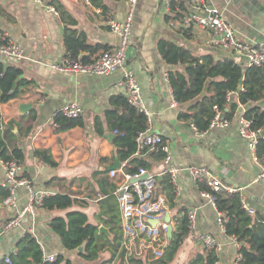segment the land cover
I'll return each mask as SVG.
<instances>
[{"label":"crops","instance_id":"crops-1","mask_svg":"<svg viewBox=\"0 0 264 264\" xmlns=\"http://www.w3.org/2000/svg\"><path fill=\"white\" fill-rule=\"evenodd\" d=\"M57 1L75 21L72 29L85 34L89 44L111 48L119 44V38L109 30L107 22L125 18L128 5L123 0H97L99 6L93 5L92 0ZM50 7L53 6L42 0L41 3L34 0H0L2 41L11 40L24 50L29 60L13 66L22 70L24 78L34 82L19 98L6 104L0 103V137L4 136L6 130L11 131L13 136L6 142L7 149L16 145L23 151L24 174L36 188L45 190L49 195L72 193L76 199L72 210L82 211L91 224L100 227L104 226L100 220L99 203L104 200L100 192L109 190L108 185L101 184V179L108 176L110 183L118 185L120 177L111 179L109 172L117 162L121 167L112 145L114 133L109 129L106 113L118 111L110 105L109 100L118 95L125 97V90L120 85L118 74L64 75L52 69L63 58L64 47L63 25L58 10L54 14L49 11ZM201 7L217 9L242 40L251 44L264 42V0H204V4L198 8ZM195 8L189 0H179L172 13L165 9L163 0H138L135 7L127 67L137 77L145 107L150 114L147 129L149 133L162 138L177 167L208 168L223 185L237 190L241 200L254 213L264 216V182H255L262 165L248 143L238 134L241 105L233 120H228L230 124L227 128L209 127L205 132H198L190 122L178 120L179 112L187 110L191 103L180 105L174 101L167 73L181 71L182 67H171L164 63L157 50L158 41L166 40L184 47L196 57L209 54L243 64L239 57L207 45L205 33L180 29L182 14L193 12ZM0 61L5 66L10 65ZM73 101L81 105L79 119L83 125L55 133L52 125L54 114ZM21 105H30V108L20 111ZM33 110L35 118L31 120ZM96 122L102 129V136L95 131ZM34 150H46L55 166L39 162L33 156ZM142 159L150 165L148 172L160 174L162 160L153 161L147 154ZM162 178H157L156 191ZM3 183L4 169L0 160V187ZM177 184L176 188L171 185L173 207L168 208L173 230L175 219L181 218L183 212L188 216L190 211H194L195 232L211 234L221 244L217 264H236L238 248L224 235L213 207L201 196L199 184H195L185 171L180 172ZM158 194L166 198L168 205L166 193L159 191ZM19 197L20 205L24 206L27 198L24 190L19 191ZM0 205L1 231L10 213ZM65 214L59 211L44 212L37 208L33 217L25 215L18 229L0 235V258L16 252L22 238L30 235L36 239L43 254L54 257L63 255L70 258L73 264H103L109 260V253L105 252L96 262H84L75 252H66L62 248L59 238L49 230L47 224L53 217H63ZM187 241L192 242L196 250ZM194 241V237L188 234L172 264H187L194 251H200L201 247Z\"/></svg>","mask_w":264,"mask_h":264},{"label":"trees","instance_id":"trees-1","mask_svg":"<svg viewBox=\"0 0 264 264\" xmlns=\"http://www.w3.org/2000/svg\"><path fill=\"white\" fill-rule=\"evenodd\" d=\"M46 1L58 10L60 22L63 25L62 41L64 58L77 59L81 63H90L102 52L111 49L101 45L88 43L85 34L77 33L72 26L75 21L67 14L57 0ZM97 0H92L93 5ZM175 4L170 7V13L174 12ZM104 8V6H103ZM170 20L169 17L166 18ZM0 42L2 31L0 30ZM157 50L164 63L171 67H182L181 71H169L167 73L168 84L176 103L183 105L191 103V106L178 114L179 121L190 122L198 132H205L214 118L217 109L225 120H233L239 105L245 106L243 117L250 120L253 130L264 131V66L243 67L232 59H218L213 55L194 56L188 49L178 46L166 40H160ZM99 54V55H98ZM94 57V58H93ZM93 58V59H92ZM20 68L13 65L5 66L0 61V103L6 104L10 100L19 98L25 91L34 85L32 80L22 77ZM15 84V86H13ZM234 93V97L227 100V94ZM109 103L118 111H107L106 120L109 129L114 133L112 145L115 149L125 174H136L139 169L149 170L150 165L142 156L148 155L153 161H161L164 154L161 146L153 150L144 149L140 155H136V139L140 133L147 130V119L127 103L124 95L113 96ZM31 120L35 118L32 111ZM12 124V123H11ZM52 125L55 133H62L83 124L80 119H69L62 112L54 114ZM95 131L98 136L103 132L98 122ZM30 132L28 129L27 133ZM11 131H5L0 137V160H14L20 164L24 162V153L16 145L7 149V140L12 137ZM162 144L165 142L162 140ZM33 156L42 164L55 166L50 154L46 150H34ZM258 162L264 167V138L258 137L255 151ZM119 182V181H118ZM101 184L108 185L106 191H101L104 198L99 203L101 208V224L106 226L113 239L110 241L105 235L98 234V225L91 224L85 213L72 210L76 205V199L72 193H56L43 199L38 209L44 212H66L62 216L53 217L47 224L49 230L55 234L66 252H75L77 257L84 262H96L101 254L108 252L109 260L103 264H172L188 235L187 214L183 212L181 218L174 220V230L171 241L164 249L163 256L154 260L149 258L146 262L134 257H126L121 249L122 232L119 209L114 191L116 184L110 183L108 176L101 179ZM200 191L208 190L205 185H199ZM164 191L168 198V208L173 207V188L169 179L163 176L158 191ZM4 188L0 187V204L6 197ZM215 205L224 215V235L236 239L239 245L236 264H264V216L259 213L250 215L242 208V200L239 193L214 194ZM81 249V251H80ZM43 252L35 238L25 235L19 242L16 252L7 256L9 264H73L71 259L63 255L55 257L54 261L43 262ZM219 254L201 248L195 252L187 264H217ZM0 264H6L1 261Z\"/></svg>","mask_w":264,"mask_h":264},{"label":"built area","instance_id":"built-area-1","mask_svg":"<svg viewBox=\"0 0 264 264\" xmlns=\"http://www.w3.org/2000/svg\"><path fill=\"white\" fill-rule=\"evenodd\" d=\"M41 3V0H34ZM128 5L125 18L121 21L109 20L107 25L109 30L117 35L119 44L107 51L102 52L90 63H81L80 57L77 59L62 58L58 63L52 66V69L60 74L72 75H89V76H107L118 74L120 76V85L125 90L127 103L139 113H142L147 122H150V114L147 111L142 90L134 72L127 67V50L129 47L130 37L133 26V13L138 0H123ZM196 8L193 12L183 13L180 20V29L184 32L198 30L207 35V45L216 47L234 56L239 57L243 62V67L264 66V42L251 44L242 40L226 22L223 15L217 9L198 8L204 4V0H189ZM179 0H163V5L167 11H170L172 4L178 5ZM198 8V9H197ZM202 9V11H199ZM49 11L56 14L53 7ZM203 12V13H202ZM0 60L10 64L17 65L20 62L29 60L24 50L11 40L0 42ZM234 93L227 94V100ZM242 115L238 120V134L244 139L252 152L255 153L258 137L264 131L253 130L251 121L243 117L245 106L241 105ZM216 114L209 127L227 128L230 124L225 120L222 113L214 109ZM62 114L69 119H79L82 114L80 103L73 101L68 103L60 110ZM191 127L196 128L191 124ZM136 155L144 149L153 150L157 146L164 154L162 159V170L159 175H154L143 168L139 169L136 174L130 175L122 172L123 163L119 170L109 172L111 179L120 177L118 185L114 191L116 197L120 221L122 242L121 249L126 257H134L137 260L146 262L149 258L157 260L163 256L168 241L165 236L167 225L161 220L168 212L166 198L156 194L157 178L166 176L173 187H177L178 177L181 171L187 172L188 177L199 185H205L208 190L201 191L202 198L209 201L216 214V221L224 232L223 223L224 215L219 212L215 205L214 194L219 193H237V190L226 187L222 182L206 167L189 166L184 169L177 167L170 155L168 147L162 144V138L148 132V129L140 133L136 139ZM4 169V183L2 188L7 195L3 199L2 206L8 210L10 217L1 227L0 235L7 234L18 229L25 215L34 216L35 210L41 207L43 199L49 194L36 188L24 174L22 164L14 161H1ZM142 177H146L141 179ZM256 183L264 182V167L262 166L259 175L255 179ZM24 190L27 198L24 206L20 205L19 191ZM242 208L250 215L254 214L244 201ZM196 213L190 211L187 219V230L190 236H193L197 245L203 249L213 251L219 254L221 251L220 242L211 234L196 233ZM151 221H157L155 226L150 225ZM231 242L239 249L236 239L229 237ZM52 255L43 254V262L54 261ZM9 264L7 257L0 258Z\"/></svg>","mask_w":264,"mask_h":264},{"label":"water","instance_id":"water-1","mask_svg":"<svg viewBox=\"0 0 264 264\" xmlns=\"http://www.w3.org/2000/svg\"><path fill=\"white\" fill-rule=\"evenodd\" d=\"M23 76L21 75L19 78H22ZM15 86V84L13 85ZM27 108H30V105H21L20 106V111H23V110H26ZM114 169H117L119 170V163H115L114 166L110 167V170H114ZM146 177H142L141 179H144ZM1 207V205H0ZM162 223H165L167 225V228H166V232H165V236H166V239L167 241H171L172 239V235H173V225L171 223V217H170V213L167 212L165 214V216L163 217V219L161 220ZM157 224V221H151L150 222V225L152 226H155ZM98 234L99 235H105L110 241L113 239V235L110 233V231L105 227V226H100L98 227ZM81 251V249H80Z\"/></svg>","mask_w":264,"mask_h":264},{"label":"rangeland","instance_id":"rangeland-1","mask_svg":"<svg viewBox=\"0 0 264 264\" xmlns=\"http://www.w3.org/2000/svg\"><path fill=\"white\" fill-rule=\"evenodd\" d=\"M191 239H192V238H191ZM194 242H195V241H194ZM187 244H188V245H191V248H192V249L194 248V250H196V248L193 246V243H192V242H188V241H187ZM197 251H198V250H197ZM197 251H196V252H197ZM194 253H195V251H194Z\"/></svg>","mask_w":264,"mask_h":264}]
</instances>
